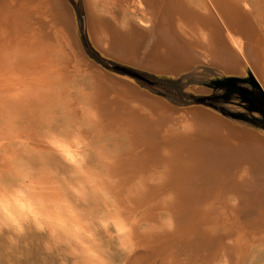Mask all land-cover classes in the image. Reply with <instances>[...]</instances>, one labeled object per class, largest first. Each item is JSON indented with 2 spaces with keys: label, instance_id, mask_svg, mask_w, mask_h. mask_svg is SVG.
<instances>
[{
  "label": "bare ground",
  "instance_id": "bare-ground-1",
  "mask_svg": "<svg viewBox=\"0 0 264 264\" xmlns=\"http://www.w3.org/2000/svg\"><path fill=\"white\" fill-rule=\"evenodd\" d=\"M117 1L85 0L89 38L104 54L164 76H176L210 62L227 75H246L252 70L264 89V0H137L144 16L142 26L129 25L116 17L106 22L104 18L109 17L103 14L110 11L103 4H113L123 11ZM70 28L76 30V16L65 0H0V173L7 178L20 162L26 161L39 169L37 175L45 183L58 181V175H51L57 174L51 166V161L55 165L58 162L56 151L32 157L21 143L30 134L32 124L38 122L47 146L50 141L69 139L82 145L86 171L97 188L95 193L89 191L90 214L106 212L121 218L123 212H131L135 225L140 222L134 234L151 239L154 245L169 237L187 240L203 232L207 235L210 264H264V224L252 231L238 223L226 193L237 178H255L264 187V142L257 138L264 141L263 132L245 131L248 139L238 140L231 135L235 129L233 132L223 122L225 129L233 132L223 131L225 152L214 153L210 163L191 160L179 168L174 163L181 160L179 155H168L165 170L158 172L161 157L138 148L151 133L159 130L168 134L177 130L176 126L185 127L181 125L185 116L182 110L158 111L156 116L146 105L118 96L108 102L120 110L105 109L96 115L92 137H84L67 115H63L59 132L45 130L54 117L52 108L57 102L52 100L50 90L56 81H63V88L59 87L66 96L77 99L83 125H89L90 108L81 95L84 84L79 77L74 79L68 67L57 64L52 53L59 50L53 51L54 45L48 43L51 36L64 38L68 44ZM116 45L120 50L112 55ZM139 48L146 52L138 59L133 53ZM123 80L137 87L133 79ZM196 108L195 115L213 113ZM105 132L110 135L105 136ZM119 133L126 139L124 144L116 141ZM134 135L140 142L130 143ZM117 144L127 151L116 148ZM94 155L96 160H91ZM230 165L240 168L231 172L227 167ZM70 171L68 168L65 174ZM205 171L208 185L201 187L203 177L199 176ZM156 220L162 231L150 225ZM168 220L173 223L171 230ZM216 225L224 228L221 233ZM108 240L106 237L104 242Z\"/></svg>",
  "mask_w": 264,
  "mask_h": 264
},
{
  "label": "rangeland",
  "instance_id": "rangeland-1",
  "mask_svg": "<svg viewBox=\"0 0 264 264\" xmlns=\"http://www.w3.org/2000/svg\"><path fill=\"white\" fill-rule=\"evenodd\" d=\"M65 1L75 12L77 28L76 30L70 28L67 33L69 36L68 44L64 38L51 36L48 43L54 45L53 51L59 50L58 53H52L57 64L59 63L58 65L62 68L68 67L66 70L71 72L74 79L80 78L82 84H84L81 95L84 96L83 99L90 108L88 111V126L90 128L83 125V112H81L77 99L73 96H66L65 91L63 92L59 87L63 88V81H56L55 86L50 90V96L54 102L59 104H54L52 108L53 121L45 127V130L54 133L59 132L63 124V115H67L66 118L72 120L74 128L79 130L84 137H92V127L94 125L97 127L94 121L96 115L98 116L105 109H108V111L120 110L119 106L108 102V100H113L118 96L125 101L131 98L137 104L146 105L156 116L159 115L158 111L171 110L178 112L182 110L183 116H185L181 125L186 124L188 126H176L177 130L168 132V134L159 130L155 134L151 133L143 141L142 146L138 148L145 149L148 152L154 151L155 156L161 157L160 164L157 166L158 172L165 170V159L168 158V155H179L181 160L177 159L174 162L176 168L184 166L186 161L191 160L210 163L211 156L214 153L225 152L223 150L225 142L222 138L224 130L233 133V129H235L236 133L231 135L235 138L238 137V140H247L249 130H256L254 133H264V107L259 102V100L264 99V89L252 70H248L246 75H227L210 62L197 64L196 67L184 70L176 76H164L147 70L139 64L125 63L115 59L116 57L112 58L104 54L91 43L87 27L85 0ZM137 3V0H118L117 4L122 5L123 11L116 6L114 8L113 4L104 3V7L110 11V15L103 14L109 17L108 19L104 18V20L110 22L111 17H116L127 21L129 25L133 23L139 24V26L144 25L142 23L144 16L137 8ZM139 34L142 35L140 31ZM194 37L196 38V35ZM139 49H136L133 53L138 55V59L144 57L142 54L146 52L145 49ZM117 50H120L118 45L111 49V54H117ZM109 62L134 71L148 81H152L153 84L113 70L107 65ZM54 71L55 69L52 70V72ZM123 77L133 79L137 87L130 86L126 80H123ZM166 86L174 90H163L162 88ZM239 90L244 91L247 95ZM69 92L71 95L73 94L71 90ZM196 107L209 109L213 113L201 112L200 115L199 113L195 115L194 112L198 110ZM223 122L227 126L230 125L229 128H232L233 132L225 129L227 126ZM41 127L40 123H33L30 134L21 140V143L27 149V153L32 154V157L36 154L49 156L55 153L53 148L45 144L46 138L40 135L39 131L43 132ZM120 134H117L116 141L120 140L118 142L124 144L126 139ZM104 135H110V132H105ZM257 138L262 143L264 142L258 136ZM129 139L130 143L140 142L137 135L130 136ZM117 145L116 148L127 151L124 146ZM90 159L96 160L95 155L91 156ZM57 160L56 165L52 161V164H50L56 170V176H59L68 171V166L61 164L58 157ZM31 162L35 161L32 160ZM246 164L244 163L243 166ZM227 167L232 169L231 172H236L240 168L235 165ZM167 170L166 168V172ZM206 174H208L207 171L199 176L203 177L199 181L202 183L201 187L208 185ZM257 181L255 178L250 179L249 177L246 180L237 178L235 185L230 184L226 191L237 222L252 231H255L259 224H264V187H261ZM121 218L132 229L131 235H129L134 241L135 251L131 255L120 251L117 248L115 238L108 240V242L105 241L106 246L108 245L112 250L111 260L113 264L212 263L210 260L211 254H208L205 245L207 235L203 232L196 234L191 239L187 238V240H172L169 237L154 245L151 239H140L134 234L133 230L139 226L140 222L135 225L133 213L123 212ZM157 222L158 220L150 223V225L153 224L155 230L162 231L163 229H159L160 225ZM217 228L218 233H221L224 229L222 225L217 226ZM101 236L103 239L106 238L103 233H101ZM26 239L28 247H24V241H22L19 247L11 249L5 240L0 239V264H61V260H66L67 264H71V260H68L63 252L54 250L52 253H48L45 251V236L33 232Z\"/></svg>",
  "mask_w": 264,
  "mask_h": 264
},
{
  "label": "clouds",
  "instance_id": "clouds-1",
  "mask_svg": "<svg viewBox=\"0 0 264 264\" xmlns=\"http://www.w3.org/2000/svg\"><path fill=\"white\" fill-rule=\"evenodd\" d=\"M61 161L68 166L54 184L39 178V169L20 162L7 178L0 173V239L9 248L19 247L31 233L46 237L48 253L59 250L71 264H113L112 250L101 236L115 238L117 248L129 255L135 244L129 235L132 229L118 216L106 212L92 215L86 209L89 191H97L94 179L86 171L87 157L75 139L50 141ZM55 176L56 173L52 172ZM171 230L173 223L167 221ZM61 264H67L61 260Z\"/></svg>",
  "mask_w": 264,
  "mask_h": 264
},
{
  "label": "trees",
  "instance_id": "trees-1",
  "mask_svg": "<svg viewBox=\"0 0 264 264\" xmlns=\"http://www.w3.org/2000/svg\"><path fill=\"white\" fill-rule=\"evenodd\" d=\"M107 65H109L113 70H116V71H119V72H121V73H123V74H127V75H129V76H133V77H136V78H138V79H142V80H144V81H146L147 83H151V84H153V82L152 81H148L147 79H145V77H142L141 75H139V74H137L136 72H134V71H130V70H128V69H126V68H124V67H122V66H119V65H117V64H112V63H107ZM163 82H165V81H163ZM163 90H167V91H173L174 89H172V88H169V87H163L162 88ZM239 91H242V90H239ZM242 93H244V94H246L247 95V93H245L244 91H242ZM254 100V99H253ZM255 101V100H254ZM259 102H261V104L260 105H262L263 107H264V99H262L261 101L259 100Z\"/></svg>",
  "mask_w": 264,
  "mask_h": 264
}]
</instances>
